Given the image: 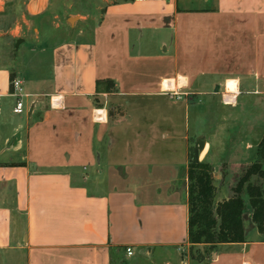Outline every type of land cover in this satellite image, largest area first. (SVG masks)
<instances>
[{
	"label": "crops",
	"instance_id": "0c3cea01",
	"mask_svg": "<svg viewBox=\"0 0 264 264\" xmlns=\"http://www.w3.org/2000/svg\"><path fill=\"white\" fill-rule=\"evenodd\" d=\"M102 2L91 28L34 29L29 40L16 39L9 61L2 37L21 25L0 29V264H116L182 247L203 253L186 242L188 149L203 142L198 162L212 169L214 203L257 159L264 111L251 100L264 98V0ZM64 5L0 0V21L68 22ZM10 79L26 95L21 114L12 113ZM169 91L186 96L170 99ZM222 91L233 96L232 112L213 105ZM241 96L250 118L228 141ZM155 194L164 200H150ZM242 226V243L218 244L199 264H264V232L250 219Z\"/></svg>",
	"mask_w": 264,
	"mask_h": 264
},
{
	"label": "trees",
	"instance_id": "16d2710c",
	"mask_svg": "<svg viewBox=\"0 0 264 264\" xmlns=\"http://www.w3.org/2000/svg\"><path fill=\"white\" fill-rule=\"evenodd\" d=\"M11 80V79H10ZM259 142L257 159L240 169V177L231 188L230 196L214 203L212 169L205 162L194 160L188 149L185 168L186 242L204 246L209 251L218 244L242 243L244 231L242 214L249 209L250 222L258 233L264 232V157Z\"/></svg>",
	"mask_w": 264,
	"mask_h": 264
},
{
	"label": "rangeland",
	"instance_id": "374dc122",
	"mask_svg": "<svg viewBox=\"0 0 264 264\" xmlns=\"http://www.w3.org/2000/svg\"><path fill=\"white\" fill-rule=\"evenodd\" d=\"M96 6H98V8L95 10V12L92 11V9ZM103 6L104 4L102 0H65L64 7L68 11H70V14L72 13V15H70L69 17H74L70 23L64 21L63 19L57 20L55 18L45 20V21H40V22L37 20L35 21L33 19L32 20L27 19V22L24 25L23 23H15L14 21H9L8 19H10V16L9 15L5 16L4 18L5 20L3 19V21H0V29L2 30V32L10 28L11 29L14 28L15 25L18 26V29H19V26L20 25L21 26H20V31L17 30V32L15 33V37L12 38V37H8L7 35H4L2 37L4 40L2 58H4L5 61L12 60L14 56L16 55L17 48L20 46V43H19L17 48L14 49V44H15L16 39L24 38L26 40H29L30 37L34 36V32H33L34 29L38 30V33H40L43 30L44 31L45 30L47 31L49 29L53 30L54 29L53 27H57V25L65 29H68L69 24L72 29L91 28L93 24H95V22L97 21L98 16H99L98 14L101 13ZM7 10H9V7L7 8ZM44 39L46 40L47 38H44ZM24 45L25 44H22L20 47L22 50L24 48ZM228 94L229 93H225L224 91H222V93H219L217 96H215L213 100V105H216L220 111H223L225 113L232 112V110L229 107H231L234 104V99H232L231 102H229V104L224 105L222 99L224 96ZM243 97L244 96L239 97L238 108L235 109L236 112H234V114L228 120V124L230 125V127L228 128L229 133L226 132V134H223L225 139L228 138L231 140L232 137L235 138L237 136L236 135L237 131L232 132V130H235V127L238 126L240 131L242 132L243 126L247 124L248 119L250 118V114H249L250 109L247 106H243L244 105L242 102ZM169 98L174 99L170 96ZM254 100L255 101L253 102V99H252L251 103L255 106L252 105L251 107H256L257 109L256 111H259V110L264 111V98L262 99L263 101L258 100V98ZM202 104L203 103H201V105ZM219 110H214L215 112L213 114V119L216 120V118H218L217 115L220 114ZM262 137H261L262 143L260 147L262 151L264 152V134ZM251 140H254V137L251 138ZM241 168H239V171H237L231 177L229 185H231L232 187L235 185L236 181L240 177ZM83 172H87V169H85ZM118 175H123V174L120 173ZM152 187H154V183L150 185V187L149 186L147 187V189L149 190V193H153ZM162 193L165 194V200H166V194H167L166 189H164ZM150 200L158 201V200H164V199H162L161 197H156V194H155L154 199H150ZM248 219H250V214H249V209L246 206V209L242 214V221L246 223ZM210 252L211 250L203 252V253H199L197 251H191V250L186 251L184 247L177 248V249L170 248V249L162 250V251L150 249L149 253H145V251H142L140 253L133 255L129 259L121 257L118 259L116 264H199L203 257V254L206 257L205 259V263H206V260H208V256L210 255Z\"/></svg>",
	"mask_w": 264,
	"mask_h": 264
},
{
	"label": "built area",
	"instance_id": "2783aa9c",
	"mask_svg": "<svg viewBox=\"0 0 264 264\" xmlns=\"http://www.w3.org/2000/svg\"><path fill=\"white\" fill-rule=\"evenodd\" d=\"M136 1H142V0H136ZM10 85V89H11V95L14 97V105L12 108V113L13 114H21L23 111V99L26 96L24 93H22V89L20 86V82L16 79H11L9 82ZM169 96L179 100L182 99L184 96H186L184 93H177V92H173V91H169ZM233 99V96H230V94L226 95L223 97V103L225 104H229V102H231V100ZM95 116L97 117V120H99L98 118V112L97 110L95 111ZM124 255L126 257H130L132 255V249L131 247H125L124 248Z\"/></svg>",
	"mask_w": 264,
	"mask_h": 264
},
{
	"label": "water",
	"instance_id": "95a60500",
	"mask_svg": "<svg viewBox=\"0 0 264 264\" xmlns=\"http://www.w3.org/2000/svg\"><path fill=\"white\" fill-rule=\"evenodd\" d=\"M72 20V18L68 19V22L70 23ZM19 41H17L15 43V46L18 44ZM217 88L215 87L214 88V91L216 92ZM202 145H203V142L199 139H196L194 144H193V147H192V152H193V157H194V160L195 161H198V151H200L202 149Z\"/></svg>",
	"mask_w": 264,
	"mask_h": 264
},
{
	"label": "bare ground",
	"instance_id": "6f19581e",
	"mask_svg": "<svg viewBox=\"0 0 264 264\" xmlns=\"http://www.w3.org/2000/svg\"><path fill=\"white\" fill-rule=\"evenodd\" d=\"M230 96H232V95H230Z\"/></svg>",
	"mask_w": 264,
	"mask_h": 264
}]
</instances>
